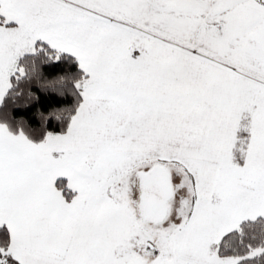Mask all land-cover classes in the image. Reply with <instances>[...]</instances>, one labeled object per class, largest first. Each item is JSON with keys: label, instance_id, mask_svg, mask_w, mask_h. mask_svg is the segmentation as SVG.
Listing matches in <instances>:
<instances>
[{"label": "snow or ice", "instance_id": "6c2138e0", "mask_svg": "<svg viewBox=\"0 0 264 264\" xmlns=\"http://www.w3.org/2000/svg\"><path fill=\"white\" fill-rule=\"evenodd\" d=\"M0 264H264V0H0Z\"/></svg>", "mask_w": 264, "mask_h": 264}]
</instances>
